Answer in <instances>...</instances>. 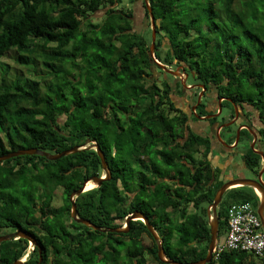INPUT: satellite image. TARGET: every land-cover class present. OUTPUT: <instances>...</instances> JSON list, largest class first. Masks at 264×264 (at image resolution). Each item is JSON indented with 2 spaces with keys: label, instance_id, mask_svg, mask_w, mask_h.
I'll use <instances>...</instances> for the list:
<instances>
[{
  "label": "trees",
  "instance_id": "obj_1",
  "mask_svg": "<svg viewBox=\"0 0 264 264\" xmlns=\"http://www.w3.org/2000/svg\"><path fill=\"white\" fill-rule=\"evenodd\" d=\"M122 1L0 0V156L22 148L57 154L96 141L111 179L76 197L79 216L118 228L142 211L169 259L197 262L211 240L207 209L226 182L213 164L223 144L210 126L229 121L234 103H245L255 110L264 143V0H148L157 23L156 58L181 67L188 84L210 86L199 115L219 110L206 104L215 98L230 112L209 118L203 133L174 101L185 90L181 79L151 56V24L150 37L138 31L134 10L120 8ZM8 55L35 77L12 74L1 60ZM201 91L194 88V103ZM221 137L230 145L236 131L227 126ZM243 160L251 169L262 165L252 150ZM103 172L94 148L57 160L25 154L2 161L0 236L23 230L36 238L27 264L38 263V247L42 264H170L160 260L141 219L128 232H112L72 217L71 194ZM239 201L260 203L250 186L229 189L218 210L219 235L229 206ZM29 247L26 238L0 242V264L22 259ZM208 264L264 263L249 252L224 251Z\"/></svg>",
  "mask_w": 264,
  "mask_h": 264
},
{
  "label": "water",
  "instance_id": "obj_2",
  "mask_svg": "<svg viewBox=\"0 0 264 264\" xmlns=\"http://www.w3.org/2000/svg\"><path fill=\"white\" fill-rule=\"evenodd\" d=\"M145 4L147 5V7L149 9V15H150L149 17H150L151 28H152V43H151V49H150L151 50V56L155 58L156 62L165 71H168L170 73H174V74L178 75L177 71H172L171 69H169L167 67V65L161 63L155 56V47H156V39H157V30H156L157 23L155 20V16L152 13V9L149 5L148 0H145ZM186 77H188V74H186ZM203 88L205 89V86H203ZM202 95H203V92L199 96L198 103L200 102ZM222 100L223 99H220V111L222 110V105H221ZM195 107L196 106L193 107L194 110H195ZM211 116L212 115H208L207 117H211ZM236 116H238L237 110H236ZM233 122H234V120L225 124V125H222L217 131L218 140L220 142H222L224 145H227L229 147H232V145H228L223 140V138L221 137L220 130L222 127H224L226 125H231ZM239 139H240V131L238 130L236 143L233 146H235L238 143ZM87 143H88L87 146H84V147L74 146L72 149H68V150H65V151L57 153V154H52V153L40 150L39 148H22V149H19L17 151H14V152H9L7 154L1 155L0 156V163L2 161L8 160L12 157L25 155V154H39V155L46 156L50 160H57L63 156H67L71 153L78 152L82 149L94 148L101 158L104 173L102 176H92V177L87 178L84 181L83 186L71 194L70 199L72 202V209H71L72 217L75 220L82 222V223H84V224H86V225H88L94 229H97L100 231H112V232H128L130 230L131 221L141 219L147 225L148 229L150 230V232L155 237V240L158 244V256H159L160 260L168 262L170 264H208V263L212 262V260L214 258L215 244H216V241H217L218 236H219L220 218H219L218 210H219V206L223 200L225 193L229 189H232L234 187H240V186H250L254 190H256V192H258V194H259V199H260V204H259V207L257 209V212L260 215V217L264 223V181L261 179V176H262L264 169L261 170L260 178L257 180L256 179H250L247 177L230 178L216 192L215 197H214V201L212 202V204L207 209V213H208V217H209V221H210V226H211V240L209 243L207 256L204 259L197 261V262H179L176 260L169 259L166 256V253L164 252L163 239L159 236L155 227L151 224L149 218L142 211L137 210L133 214H130L126 218L125 225L123 227H118V228H112V227L111 228H102V227L92 223L90 220L84 219V218L79 216V211H78L77 203H76V197L79 196L80 194H82L83 192L87 191V190L101 186L105 180L111 179V170H110L108 161L106 159V156H105L103 150L101 149L99 143H97L96 141L91 140V139H88ZM89 182H93L94 186L91 188H88ZM259 191L262 193H260ZM18 238H26L30 242L33 249L35 246H38V242H37L36 238L34 236H31L28 233L24 232L23 230H16L14 232L0 236V242L12 240V239H18ZM38 249H39V261L37 264H42L43 259H44L43 258V249L41 247H38ZM10 264H27V263L24 259H18V260L14 261Z\"/></svg>",
  "mask_w": 264,
  "mask_h": 264
},
{
  "label": "flooded vegetation",
  "instance_id": "obj_3",
  "mask_svg": "<svg viewBox=\"0 0 264 264\" xmlns=\"http://www.w3.org/2000/svg\"><path fill=\"white\" fill-rule=\"evenodd\" d=\"M172 71H177L179 70V72H183L185 74V79L181 78V76L178 74V75H173L177 78V79H181L184 87H185V90H184V93L180 96H177V99H183L185 98L186 100H193V103L190 104V109L189 110H186L185 108H183L182 106L180 105H177L176 101V105L178 107H181L184 112L189 116V125L192 129H194L195 131H197L198 133H203V132H206L208 130V119L211 118L212 116H218L220 113H223L224 112V108L222 107V110L220 111V99H217V105L216 107L218 106L219 104V110L214 113L211 117H207L208 115H199L198 112H197V108L199 107V105L201 104V101L203 100V98L205 99H208L209 98V87H205V89L202 87L204 86L203 84H200V83H195V84H188V79H189V75L188 77H186V74L183 69H181V67H177V69L175 70L174 68L171 69ZM178 72V73H179ZM182 74V73H181ZM189 85V86H188ZM202 85V86H201ZM191 88L192 90H194V88H197V87H201L202 88V91L200 93L203 92V95H202V98L200 100V102L198 103V99H199V96H200V93L198 95V99L196 100V102L194 103V99H193V91L191 94H187L188 90L187 88ZM206 104L210 106V109H213L212 106L214 104V101L211 99L210 101L207 100L206 101ZM194 106L195 107V110H194ZM234 107H235V115L233 118H230L229 121H222L219 126H210L211 128V131H215V133H217L218 129L222 126V125H225L231 121L234 120V122L231 124V125H226L224 127L221 128L220 130V133L222 131L223 128L225 127H229V126H232V131H236V138H237V132L238 130L240 131V139L238 141V143L233 146L235 143H236V139L234 140V142L230 145H232V147H229L227 145H217V150H218V159L221 160V159H224L225 161H227L228 165L230 163V167L227 165V169H223V175L224 177L227 176V177H239L238 174H236L235 172L238 170H234L232 169V162L230 161V159L233 157V155H235L236 153H238L241 157H242V162L244 164V167L252 170L253 172H255L258 177L255 178L256 180L260 178V172L261 170L264 169V143L262 142V136H261V133H259V130H258V126L255 123V116H254V113H255V110L253 109L252 106L250 105H246L244 103V105L239 106L237 105L236 103H234ZM217 109V108H215ZM214 109V110H215ZM228 109V108H227ZM236 110L238 111V116H236ZM230 112L227 111V115H229ZM194 115L197 116L198 120L197 121H194L193 117ZM226 115V116H227ZM206 126H205V124ZM252 124H254L255 126H252ZM197 127V128H196ZM243 129H248L250 131V134H251V137L250 138H247L246 140H243V144H244V148L239 149V145L241 144L242 142V138L243 136L246 137V133L243 131ZM233 134V133H232ZM229 145V144H228ZM159 147H162L161 144L158 145ZM249 150H252L253 152H255L256 154H259L262 158V165L260 168H256V169H251L250 167H248L245 163H244V160H243V156L249 152ZM217 156V155H216ZM143 158H144V155H143ZM216 158V157H215ZM218 166V165H216ZM220 167V166H219ZM235 168V167H234ZM229 170H231L232 172L229 173ZM226 171H228L229 174H226ZM264 175V171L262 173V176H261V179ZM263 180V179H262ZM256 192V190H255ZM260 192V191H259ZM261 193V192H260ZM257 196L259 197V194L258 192H256ZM260 201V199H259ZM260 204V203H259ZM259 207V206H258ZM258 209V208H257Z\"/></svg>",
  "mask_w": 264,
  "mask_h": 264
},
{
  "label": "built area",
  "instance_id": "obj_4",
  "mask_svg": "<svg viewBox=\"0 0 264 264\" xmlns=\"http://www.w3.org/2000/svg\"><path fill=\"white\" fill-rule=\"evenodd\" d=\"M33 250L31 246L27 259ZM224 251H244L254 254L264 263V223L257 208L250 201L231 204L227 210V229L222 239L216 241L214 257L218 258Z\"/></svg>",
  "mask_w": 264,
  "mask_h": 264
},
{
  "label": "rangeland",
  "instance_id": "obj_5",
  "mask_svg": "<svg viewBox=\"0 0 264 264\" xmlns=\"http://www.w3.org/2000/svg\"><path fill=\"white\" fill-rule=\"evenodd\" d=\"M129 4V3H132L131 2V0H123L122 1V3L119 5V7L120 8H125L126 7V4ZM126 9V8H125ZM136 24V29L138 30V31H140V30H142L143 28L144 29H146V34H147V36L148 37H150L151 36V34H150V29H149V25L151 24V21H150V18L149 17H147L146 16V21H141L140 22V20H138L137 22H135ZM148 27V28H147ZM11 56H12V54H11ZM11 56H4L1 60L2 61H4V62H6V63H8L9 65H11L12 66V68H13V70H12V74L13 73H15V74H21V73H23L24 74V77L25 78H28V77H31V78H33V77H35L34 76V74L33 73H31V72H28L27 70H20L19 68L20 67H18V65L16 64V62L14 61V59L11 57ZM169 69H172V67H170V66H167ZM177 68H175V70H176ZM178 72H179V70H178ZM182 73V74H181ZM180 76H181V78H183V79H185V74L183 73V72H179L178 73ZM156 75H161L160 74V72H158V74H156ZM189 86V85H188ZM187 90H188V92H187V94H191L192 93V91H194V90H192L190 87L189 88H187ZM201 94V93H200ZM174 100L176 101V103H177V105H180V106H182L183 108H185L186 110H189L190 109V104L191 103H193V100L191 101L190 99L189 100H186L185 98H183L182 100L180 99H177V97H174ZM213 101H214V104H213V106H212V108L213 109H215L216 108V103H217V98H215V99H213ZM223 115L224 116H226L227 115V107H225L224 108V112H223ZM205 124V123H204ZM205 126H206V124H205ZM197 128V127H196ZM212 133H215V131L213 132L212 131ZM247 138L245 137V136H243V138H242V142H241V144L239 145V149H241L242 150V148H244V144H243V140H246ZM230 161L232 162V164H233V166H232V169H236V170H238V172L236 171L235 173L236 174H238V176L239 177H247V178H250V179H255V178H257L258 177V175L255 173V172H253L252 170H250V169H248V168H246V167H244V164H243V162H242V157L238 154V153H236L235 155H233V157L230 159ZM213 164L216 166V165H218V166H220L221 168H223V169H227V165H228V163H227V161H225L224 159H221V160H219L218 159V155L216 156V158H214L213 159ZM229 165H230V163H229ZM228 165V166H229ZM230 167V166H229ZM235 167V168H234ZM230 172H232L231 170H229V173ZM104 173V172H103ZM228 173V171H226V174H229ZM223 177H224V175H222ZM224 179H226V181H228L229 179H227V178H225L224 177ZM262 179H263V181H264V175H263V177H262ZM61 195H59L58 196V198H57V200H56V205L57 206H60V205H62L63 204V200L61 199V197H60ZM190 209H192V206L190 207ZM12 232H14V231H12ZM224 233L225 232H221V234L219 235V238L220 239H222L223 238V236H224ZM30 247H31V244H30ZM30 247H29V249H30Z\"/></svg>",
  "mask_w": 264,
  "mask_h": 264
},
{
  "label": "crops",
  "instance_id": "obj_6",
  "mask_svg": "<svg viewBox=\"0 0 264 264\" xmlns=\"http://www.w3.org/2000/svg\"><path fill=\"white\" fill-rule=\"evenodd\" d=\"M131 2L132 3H129V4L127 3L126 4V8H132L134 10V14H133L134 22H137L138 20H140V22L141 21H146V9L144 7L145 0H131ZM225 178L230 179V178H235V177H227V176H225Z\"/></svg>",
  "mask_w": 264,
  "mask_h": 264
},
{
  "label": "bare ground",
  "instance_id": "obj_7",
  "mask_svg": "<svg viewBox=\"0 0 264 264\" xmlns=\"http://www.w3.org/2000/svg\"><path fill=\"white\" fill-rule=\"evenodd\" d=\"M94 186V183L93 182H89L88 183V188H91V187H93ZM262 193V192H261Z\"/></svg>",
  "mask_w": 264,
  "mask_h": 264
}]
</instances>
